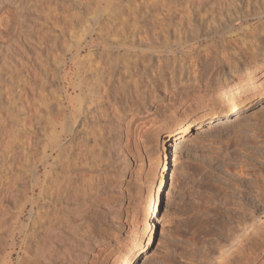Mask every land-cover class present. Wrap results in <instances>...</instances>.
Segmentation results:
<instances>
[{
  "label": "rangeland",
  "instance_id": "obj_1",
  "mask_svg": "<svg viewBox=\"0 0 264 264\" xmlns=\"http://www.w3.org/2000/svg\"><path fill=\"white\" fill-rule=\"evenodd\" d=\"M18 1V14L9 4L0 7L6 31L0 44L7 45L0 50V264L34 263L27 246L34 251L43 238L25 230L32 221L26 203L36 179L32 164L42 159L48 138L43 128L49 132L55 118L57 127L64 120L59 105L68 107L74 95L70 74L79 48L95 40L103 49L116 39L119 50L111 46L108 61L123 71L137 52L149 81L165 73L158 93L175 90L179 100L156 109L160 94L151 90L147 109L154 124L137 139L128 118L118 150L110 134L87 140L86 180L76 183L81 188L71 198L77 201L69 199L68 221L57 231L59 242L71 241V259L60 256L50 264H118L134 231L143 229L144 195L165 164L151 243L131 264H264V91L168 132L210 91L235 83L239 71L262 56L264 14H257L264 0H114L116 25L104 21L109 0ZM96 19L103 20L101 36ZM125 48H131L127 55Z\"/></svg>",
  "mask_w": 264,
  "mask_h": 264
},
{
  "label": "bare ground",
  "instance_id": "obj_2",
  "mask_svg": "<svg viewBox=\"0 0 264 264\" xmlns=\"http://www.w3.org/2000/svg\"><path fill=\"white\" fill-rule=\"evenodd\" d=\"M0 1V7L4 8L6 4L8 7L9 4L12 9L10 7L8 8L10 10H13L15 8L17 14L22 11V4L20 3L21 1ZM113 3L114 0H109L107 3L105 2L106 7L104 8V14L106 13V15L105 17H103L105 24L108 25L111 23H115V25L119 24V20L116 21V17H113V11L115 7ZM9 9L8 12L10 11ZM263 14L264 12L260 14L258 13L257 17L259 18ZM96 20H98L99 24L97 27L98 32H96L101 36L103 33V26L101 21L103 20ZM9 22H11V20ZM5 28L7 29V27ZM94 30V28L93 30H90L92 31L90 33L91 35L93 34ZM5 32V29L0 27V37H4L3 35H5ZM259 36H262V34ZM256 38L258 37L256 36ZM99 39L101 40V37ZM258 39L260 40V37ZM102 40L104 41L105 39H103L102 37ZM112 42H116L117 44H109L107 46L103 45L104 47L102 49V47L97 46L99 45V42L93 40L91 44L86 43V45L79 48L78 52L76 53L77 60L75 61L70 74V86L74 95L69 101L68 107L64 105V101L59 105L60 109L58 113L60 114L61 110V113L63 114H61V116L63 117L62 120H64L59 123V127H57L58 121H56L57 118H55V122L53 121V124H50L51 126L49 132L46 128H43V131L46 130V132H43L45 134L44 136L48 138L43 145L42 159L38 162L35 161L34 164H32V166L34 165L33 168L30 166L32 169L31 173L35 176L36 179L35 184L32 185V195L29 197L26 203L31 206V209L29 210V218L32 221L30 224L26 225L25 230L28 231V233L31 232L32 234H34L35 237L39 235V237L37 236L39 239L43 238V243L41 242V244L36 247L34 251L33 249L30 250V246H27L26 251L29 250L28 253L33 259V264H50L52 262H56L58 258H60V256L71 259L69 255L70 252H68L70 249H66V247L69 246L68 243L71 244V241L68 243L65 241L59 242L57 240L59 237L57 231L60 229V227L63 226L62 224L66 218L65 211L70 208L68 204H72L71 202H69V199H71L72 201H77V198L73 200L71 196L76 194L77 192L79 193V189L81 187H78L79 189L77 191V188H75V186L77 187L78 181L80 183V180L81 182H84L86 180L85 175V177H82V175L84 174V172L82 171V166L86 161L89 160V149L87 150L86 147L87 140L90 137H93L94 139L97 134H100L101 136L110 134L111 136H114L111 138L115 139L116 146L114 147H116V150H118L117 148H119V133L122 132L121 125L127 122L126 120H128V118H130V120H128V123L130 126L134 127L133 130L136 132L137 139L141 137L144 129L154 124V117H151L153 116V114H151L150 117L148 116L150 115V112L148 113L149 110L147 109L149 106L147 94H150L149 92L151 90H154V92L158 93V80L160 78L163 79L165 77V73L160 74L159 79L155 78L153 81H149V77L146 76L148 72L145 70L147 72L146 73L143 69L145 67H140V61L137 59V52L135 53L136 55H133L135 59L127 62L125 67L122 68L123 71H121L119 62H114V64L106 59V56L111 53V46H116L119 50V39H116L115 41L112 40ZM2 46L3 45L0 44V50L4 49L2 48ZM9 48L8 51L10 52ZM95 48L100 50L101 52H95ZM125 49L127 55L128 51L131 48ZM85 50L89 51V53L85 56H82V53ZM260 55L261 54H259V56ZM230 63L231 62L228 63L229 68H232V65ZM175 69L176 68H173L172 72L175 73V71L177 70ZM144 72L146 74H144ZM175 75H173L172 73V75L170 76H173L172 78L176 80ZM263 75L264 53L262 54V56L253 59L251 63L245 65L242 70L239 71V73L237 74L238 80L235 81V83L229 85H220L218 89L210 91L207 94L206 99L203 100V102L198 105L192 112H190V114L184 119L183 124L177 122L172 127L168 128V132L173 133L178 130L176 126H187L188 123L190 124V122L202 120L205 117L214 114V111H216L217 109L223 106L226 107L229 104H234V101L236 99L243 97L250 98L255 93L263 92L264 80L260 79ZM173 79L172 82L174 83ZM181 82H183V80H181ZM6 88L8 89V87ZM162 93L163 94L158 93L160 95H157L159 103H156V109H160L162 106L167 107L168 105H174L179 100L178 93L175 90L171 91L170 89L169 91V89H164ZM7 94V96H10L11 93ZM169 95L171 96V98L169 102L166 103V99ZM8 98V100L10 101V97ZM68 109L69 111H67ZM3 118L4 116L0 115V119ZM76 124L78 125L76 126ZM100 126L106 129L102 133H98L95 129L96 127L98 128ZM63 135L70 136L67 142H63ZM254 143L256 144V142ZM250 144L252 145V142H250ZM49 155H51V160L47 158ZM27 158L28 156L26 155V160H31ZM41 167L44 169V172L42 174H40ZM86 167L87 166H85V168ZM79 170L83 173L81 174ZM166 170L167 164L164 165L163 170L159 171V174L161 172L159 177L160 181L156 183L155 179L152 183V186L144 195L143 201L145 214L143 218V229L134 231L132 240L125 247L124 251L121 253L118 259V264H131L138 253L144 252L145 248L151 243V238L154 231L153 227L156 223L155 218H157L158 216L159 192L161 191V189H163L162 187L166 183V176L164 175V172H166ZM83 178L85 180H83ZM13 181L14 180H12V182ZM73 188L75 191L73 190ZM72 190L75 193H72ZM78 193L76 195H78ZM111 210L113 209H110V211ZM114 210H116L115 212L118 211L115 208ZM118 213L119 212H117L116 214ZM67 217H69V215ZM41 234L44 237H40ZM90 237L89 240L91 239ZM145 238L146 240L148 239L147 243ZM87 243L89 245H92L93 242L86 241V244ZM74 248L75 247H73V249ZM243 248L244 247L241 246L239 250L243 252ZM83 250L84 249H82L80 252L82 253ZM85 251L83 252L85 253ZM75 262H85V259H80L79 257H77Z\"/></svg>",
  "mask_w": 264,
  "mask_h": 264
}]
</instances>
